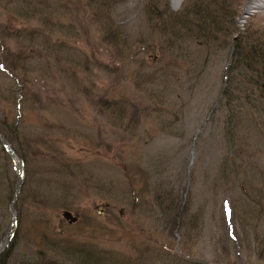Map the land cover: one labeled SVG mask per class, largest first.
I'll list each match as a JSON object with an SVG mask.
<instances>
[{
    "label": "rangeland",
    "instance_id": "obj_1",
    "mask_svg": "<svg viewBox=\"0 0 264 264\" xmlns=\"http://www.w3.org/2000/svg\"><path fill=\"white\" fill-rule=\"evenodd\" d=\"M244 2L0 0L21 161L0 143L5 264H264V33Z\"/></svg>",
    "mask_w": 264,
    "mask_h": 264
},
{
    "label": "bare ground",
    "instance_id": "obj_2",
    "mask_svg": "<svg viewBox=\"0 0 264 264\" xmlns=\"http://www.w3.org/2000/svg\"><path fill=\"white\" fill-rule=\"evenodd\" d=\"M171 1L173 3V6L179 7L184 0H171ZM135 3H136V0H130L129 5L133 6ZM244 4L246 5L245 7L249 6V8H250L249 10H250V12H252L251 15L254 17H258L260 19L261 26L264 27V0H245ZM246 9H248V8H246ZM262 27L260 28L261 29L260 31L264 33V29ZM19 169H20V167H19ZM17 177H19L18 179L20 181L21 170L18 171ZM6 244H7V239L4 238L0 243V255L5 250Z\"/></svg>",
    "mask_w": 264,
    "mask_h": 264
},
{
    "label": "water",
    "instance_id": "obj_3",
    "mask_svg": "<svg viewBox=\"0 0 264 264\" xmlns=\"http://www.w3.org/2000/svg\"><path fill=\"white\" fill-rule=\"evenodd\" d=\"M0 142L2 143V145L5 148H8V145L4 142L1 135H0ZM12 158L14 161H16L21 166V162H20V160H18V158H16V157H12ZM20 186H21V181H19L17 184V187L15 189V195L18 193ZM14 200H15V196H14ZM63 217H64V219H66L68 222H71V223L75 222V220H76V219L72 218L67 212L63 213Z\"/></svg>",
    "mask_w": 264,
    "mask_h": 264
},
{
    "label": "trees",
    "instance_id": "obj_4",
    "mask_svg": "<svg viewBox=\"0 0 264 264\" xmlns=\"http://www.w3.org/2000/svg\"><path fill=\"white\" fill-rule=\"evenodd\" d=\"M0 264H5V255L0 257Z\"/></svg>",
    "mask_w": 264,
    "mask_h": 264
}]
</instances>
